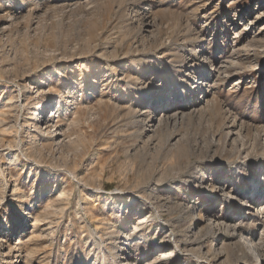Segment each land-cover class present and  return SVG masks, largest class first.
Listing matches in <instances>:
<instances>
[{
	"label": "rangeland",
	"instance_id": "obj_1",
	"mask_svg": "<svg viewBox=\"0 0 264 264\" xmlns=\"http://www.w3.org/2000/svg\"><path fill=\"white\" fill-rule=\"evenodd\" d=\"M160 94L196 106L154 130ZM239 157L264 166V0H0V264H121L119 237L141 255L169 229L182 262L218 264L190 206ZM234 241L223 264H253Z\"/></svg>",
	"mask_w": 264,
	"mask_h": 264
},
{
	"label": "bare ground",
	"instance_id": "obj_2",
	"mask_svg": "<svg viewBox=\"0 0 264 264\" xmlns=\"http://www.w3.org/2000/svg\"><path fill=\"white\" fill-rule=\"evenodd\" d=\"M239 24H242L241 20L239 21ZM208 54L209 51L204 46L202 49L198 50L197 57L201 60L207 59ZM213 61L214 60H211L210 68L213 67ZM184 68L187 73L193 72L194 70L192 62H188ZM220 70L221 69L218 67L215 72L219 74L221 72ZM212 71H214V69H212ZM209 77L205 75L192 78L191 89L193 93L196 95H201V101L198 102L197 99L198 104H202L208 96L207 93L204 92V85ZM180 88L181 87L177 85L176 89L172 92V95H175V98L184 96L185 90L182 88L181 90ZM172 95H170V97L167 96V98H165L163 94H160L159 96L156 95L154 97V101L157 102V107L155 109L153 118L148 121L149 128L156 127L154 128V130H156L161 125L169 123L172 125H177L183 120L187 113L186 110H188L190 106H196L194 103L189 104L190 106L186 103H179L174 100ZM61 109V102L56 105V109H51L50 117L46 121L43 120V122L46 124L44 130L51 127V123L54 118H57V124L58 122L62 121V116L60 114ZM158 113L160 115L156 117V114ZM156 121L157 124L155 125L154 123ZM228 134L232 135L234 133L229 132ZM59 136H61V133L59 132H55L53 135L54 138H58ZM218 166L217 174L219 173V179L217 181L213 180L212 178L207 179L209 183L206 185L207 194H205V197L209 198L208 203L204 204L203 195L198 193V198H196L197 200L193 201L190 206L192 218L189 224V234L187 235L186 240L189 241L190 246L201 249L205 248V250L208 246L207 242L209 240L212 241L214 246L213 249L215 255L217 256L215 261H217L218 264H223L227 260L229 242L235 240L234 243L237 241L242 247H245L249 250V256H251L250 258L253 259V264H264V233L262 231L263 227L261 228L262 225L259 222L260 217H264V166L263 164H258L253 175H248L246 172L242 157H239L236 164H229V168L228 170L226 169V173H224L225 166ZM224 176L225 180L222 181ZM201 186H203V184H201ZM200 208L205 210V214L203 217H199L198 219L196 216L194 217V211ZM235 210H237L239 213L236 211L238 213L236 214ZM252 210H258L257 217H259L256 219L257 223L253 229L247 227L250 223L249 214ZM144 215L145 214L143 213L142 216ZM158 222H160L159 219L156 221V223ZM207 227L209 230H206ZM256 228L259 229V231L256 232ZM195 229H197V232L200 231V234L197 240H192L191 238L195 233ZM163 234V238H165V240L160 239L158 243L150 247V251L147 254L141 255H134L133 251L131 250L132 247L126 246L123 237H119L117 243L121 264H185L181 261L180 257L171 247L173 243L177 247L179 246L177 242V236L171 229L163 232ZM193 238L195 237L193 236ZM175 260L177 261L176 263H174ZM239 264L248 263L246 260L242 259L240 260Z\"/></svg>",
	"mask_w": 264,
	"mask_h": 264
}]
</instances>
